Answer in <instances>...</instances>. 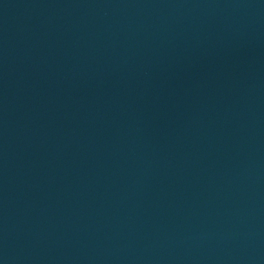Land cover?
I'll list each match as a JSON object with an SVG mask.
<instances>
[{
	"label": "water",
	"instance_id": "1",
	"mask_svg": "<svg viewBox=\"0 0 264 264\" xmlns=\"http://www.w3.org/2000/svg\"><path fill=\"white\" fill-rule=\"evenodd\" d=\"M0 264H264V0H0Z\"/></svg>",
	"mask_w": 264,
	"mask_h": 264
}]
</instances>
